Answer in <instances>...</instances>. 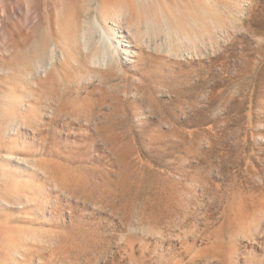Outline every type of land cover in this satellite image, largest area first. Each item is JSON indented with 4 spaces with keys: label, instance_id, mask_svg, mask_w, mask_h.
<instances>
[{
    "label": "rangeland",
    "instance_id": "374dc122",
    "mask_svg": "<svg viewBox=\"0 0 264 264\" xmlns=\"http://www.w3.org/2000/svg\"><path fill=\"white\" fill-rule=\"evenodd\" d=\"M92 1L0 0V264H264V0H98L209 30L101 72Z\"/></svg>",
    "mask_w": 264,
    "mask_h": 264
},
{
    "label": "bare ground",
    "instance_id": "6f19581e",
    "mask_svg": "<svg viewBox=\"0 0 264 264\" xmlns=\"http://www.w3.org/2000/svg\"><path fill=\"white\" fill-rule=\"evenodd\" d=\"M139 1H142V0H138V2ZM144 1H145V3L148 2V4L150 2V0H144ZM138 2H137V4H138ZM151 2H152V0H151ZM140 3L143 4V2H140ZM92 4H95L92 7L95 10L94 15L93 16L90 15L89 18H85L83 20V22H81L82 26H79V31L77 32L78 38L75 37V40L77 39L78 43L82 47V50L83 49L85 50L84 53L87 55H90V57H89L90 59H88L91 61L92 65L91 64L90 65L93 66L95 68V70H97L98 72H101L102 70H112V69L121 70V65H122L123 59H125V58L130 59L132 57V55L136 54L135 50H133L134 48H131V47H133V45H132L133 41L137 42L139 44H142V45H146L148 42L147 40L150 41L152 38L154 39V37L158 33H161V34L163 33L164 35L167 36L168 40H171V41L174 40L175 42L174 41H172V42H174L175 44L176 43L183 44L184 41H186V42L190 41L191 43L196 45V43L199 42V39H200L199 37L201 35L203 36V35H206L209 33V30L205 25H200L197 22V18H196V20L193 18H191L192 20H189V21H191L190 23L192 24V29H193L192 33H190L189 30H186L185 28H183L184 26H182V24L180 25V23L173 25L175 22L176 23H178V21L180 22V20L175 21L172 24L170 21V19H171L170 17H172L173 15L170 16V14H174V13L168 12L167 10L165 11L164 10L165 8L162 9L161 6H159L157 8V13L154 15L148 14L150 9L147 10L148 13H146L147 11H144V13H146V17H145L146 18L145 19L146 20V23H145L146 28L144 31H142L139 27L142 20L137 15L136 16L134 15L135 17H133V14H132V10H134V11L136 10L139 14L141 13V11L139 9V7H140L139 4H138V7L135 6V4H134V6L132 4V6L135 8L132 10L128 7L129 4L127 6L119 4L117 6H111L109 9L102 7V5H100L98 0H93ZM162 7H163V5H162ZM141 8H142V5H141ZM154 8H155V6H154ZM143 9H144V7H143ZM147 9H148V7H147ZM134 11H133V13H134ZM153 12H155V11H153ZM128 16H129V19H128L127 25L129 26V28H135V29H133V31L131 29L127 30V29L123 28V26L121 25L122 18L128 17ZM179 17L181 18V16H179ZM175 19H177V18H175ZM183 19H184L183 21H185V18H183ZM215 21L212 23V26H211V30H213V32L215 30L217 32V24L215 23ZM208 24H209V22H208ZM186 28H187V26H186ZM75 34H76V32H75ZM202 36H201V38H202ZM192 38H194V39L192 40ZM150 42H149V44H150ZM163 43H165V41ZM151 45H152V43H151ZM165 45L166 46H164V47H167V44H165ZM195 45H194V47H195ZM197 45H199V44H197ZM171 46H173V43L171 44ZM177 47H178L177 45L174 47H171L170 50H172V54L175 53V51H173V50H175V48H177ZM165 49H167V48H165ZM191 49H193V46L191 47ZM195 50H196V47H195ZM11 125L12 124H10V126ZM258 212H260V211H258ZM244 220H246V219H244ZM220 228H221V226H220ZM253 228L254 227L252 226V229ZM261 230H262V228H261ZM215 234H217V232ZM248 239L249 238H247L246 240H248ZM214 243H216V242H214ZM204 248H206V247H204ZM208 249H210V247ZM208 249H206V250H208ZM206 250H204V251H206ZM214 258H215V255H214Z\"/></svg>",
    "mask_w": 264,
    "mask_h": 264
}]
</instances>
